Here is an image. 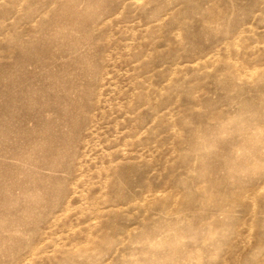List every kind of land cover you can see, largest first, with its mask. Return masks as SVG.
Listing matches in <instances>:
<instances>
[{
  "label": "rangeland",
  "instance_id": "374dc122",
  "mask_svg": "<svg viewBox=\"0 0 264 264\" xmlns=\"http://www.w3.org/2000/svg\"><path fill=\"white\" fill-rule=\"evenodd\" d=\"M0 264H264V0H0Z\"/></svg>",
  "mask_w": 264,
  "mask_h": 264
}]
</instances>
